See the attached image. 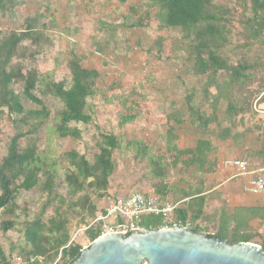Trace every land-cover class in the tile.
I'll list each match as a JSON object with an SVG mask.
<instances>
[{
    "label": "rangeland",
    "instance_id": "374dc122",
    "mask_svg": "<svg viewBox=\"0 0 264 264\" xmlns=\"http://www.w3.org/2000/svg\"><path fill=\"white\" fill-rule=\"evenodd\" d=\"M19 1L27 2L30 9L26 11L25 7L17 8L5 16L0 13V34L22 29L26 20L33 18L32 13L38 10L43 11L47 2V0ZM216 2L233 8V35L230 37L231 44L227 51L231 64L237 63L243 57L248 60L252 58L258 68L255 71V77L245 84L242 94L238 97L237 102H241L245 110L232 119L226 115V101L215 104V102L217 103L215 100L217 89L227 82V76L223 73L219 74L212 80L210 89L206 91L205 84H209V80L194 75L190 69V50L188 49L190 43L180 31L160 28L159 20L151 22L150 13L153 12L155 15L157 12L158 14L159 9L153 7L149 0H130V4H139V7H142L140 11L136 12L135 18L129 22L133 25L137 24L136 30H128L127 33L118 34L113 25L107 23L109 20L103 21L101 16L81 18L85 25L86 37H90L84 43L85 50L76 49L77 53L84 58L83 66L90 68L89 58L95 56L93 52L97 49L102 50V58H95L94 63L101 74L98 79V92L88 101L93 121L89 125L72 124V126H78L82 132V137L78 140L58 139L54 135L43 133L39 143L41 150H44L48 143L47 150L51 151L53 156L60 161L59 178L56 181L58 195L64 197L67 203L71 204L81 202L80 200L89 197L91 203L97 208L94 218L87 216V212L83 211L82 207L68 210L66 219H68L71 240L79 230L93 222L100 210H103L116 198L129 196L135 191L155 196L160 181L153 175L152 158L162 160L165 175L161 183L166 189L167 187L172 188H169V190L171 189L170 197L177 201L185 197L179 194V184L184 186L191 180L197 179L192 173V165L183 162L190 155L183 156L181 161L175 165L170 155L172 152L168 148L167 139L168 132L173 130L174 135L177 136L178 147L181 142L183 145L192 146L199 136L207 135L206 129L193 127V124L201 126L203 124L198 121L197 115H192L189 112L190 102L205 119H212L210 124H258L264 122L262 114L255 111L257 100L264 91V45L256 44L254 47H249L241 35L243 32L242 22L247 16H250L249 0L247 7L243 6L241 0H216ZM61 3V1H57L56 4L62 5ZM127 6L129 8V5ZM125 11L128 10L123 4L119 9V14L122 15ZM55 19L57 20L56 17ZM58 19L60 22L53 25L52 18H48L44 14L39 15L40 22L38 24L42 31L44 30L48 35L52 46L41 48L42 51L37 57L19 60V63L24 73L35 69L46 81L70 83L71 73L66 65V58L69 59L67 56L70 52L69 45L64 40L60 43V49L57 50L53 41L57 40V38L54 39V34L58 30L57 26L64 25L66 27V24L72 21L67 17L66 20ZM139 23L142 25L138 26ZM94 29L96 30L94 31ZM91 38L93 39L91 40ZM127 39L131 41L132 46L126 43ZM159 39L164 40L166 48L162 52L157 45ZM90 42L95 44L94 49L89 45ZM133 43H135L134 46ZM28 44L25 45L32 51L40 50ZM133 56L135 57L133 58ZM17 63L16 61L15 64ZM90 69L95 68L91 67ZM14 89L22 96L21 84H16ZM37 96L44 101L51 113L50 124L55 125V117L64 108L61 101L51 95L43 96L37 93ZM22 100L27 109H40L36 104L26 100L24 96H22ZM6 114L7 111H5L4 119L0 122V163L7 155L11 138L16 134L14 117L9 118L10 116ZM124 116H135V120L128 124H121ZM109 134L117 137L120 148L113 155L116 168L110 178L108 189L99 193L86 185L84 192L74 197L70 196L69 188L65 183V175L72 167L64 155L77 151L93 164L100 154V143L103 141V136ZM29 143L30 140L26 139L22 146L26 148ZM142 149H145L149 155H141ZM171 171H174L177 180L172 185H165ZM44 201L45 197L43 198L39 187L30 192L22 191L15 215L0 213V248L4 251L9 264H27L26 252L30 247L25 237L26 225L40 213ZM188 205L190 206L191 203ZM77 211H82L83 214L80 215ZM53 215L54 210L51 208L48 210L46 219ZM83 219H85V223L82 222ZM149 219H152L154 224L163 222L161 218L150 217L147 218V221ZM6 221L15 223L14 228L8 233L2 229V224ZM203 232L209 235L214 234L210 231ZM82 234L83 236L77 238L75 245L82 247L87 244L86 239L89 236L86 232ZM66 262L67 260L62 259L60 254L56 261L49 264H66Z\"/></svg>",
    "mask_w": 264,
    "mask_h": 264
},
{
    "label": "trees",
    "instance_id": "16d2710c",
    "mask_svg": "<svg viewBox=\"0 0 264 264\" xmlns=\"http://www.w3.org/2000/svg\"><path fill=\"white\" fill-rule=\"evenodd\" d=\"M149 1L153 7L164 12V28L180 31L190 43L188 48L190 69L194 75L209 80V84H205L206 91L210 89L212 80L219 74L223 73L227 76V82L217 89L215 104L221 101L227 102L226 115L229 119L242 114L245 108L241 102V104L237 102L238 97L242 94L245 84L255 77L258 68L252 58L248 60L243 57L237 63L231 64L227 56L228 46L231 44L230 37L233 35L232 6L218 4L216 0ZM241 3L247 7L248 0H241ZM249 5L250 16L242 22L241 35L249 47H254L256 44L264 45V0H249ZM16 7V0H0V13L3 16L12 13ZM39 22V17L30 19L19 31L0 34V122L7 111L9 118L14 117L16 123L14 124L16 134L11 138L7 155L0 163V213L15 215L21 192H30L39 187L45 201L40 213L26 225L25 237L30 247L26 252V262L49 264L56 261L61 254L62 259L67 260L66 264H74L80 258L83 248L72 243L68 219H66L67 212L82 207L83 211L87 212V216L94 218L97 208L89 197L71 204L58 195L56 181L59 178L60 161L47 150L48 143L44 150H41L39 143L43 133L54 135L58 139L78 140L82 137L79 127L72 124L92 123L93 116L89 112L91 109L88 101L97 95L98 79L101 74L98 70L85 68L82 63L84 58L74 50L68 53L69 59L66 58V65L71 73L70 83L46 81L35 69L24 73L19 60L35 58L42 51L41 48L52 46ZM141 25L142 23L138 24ZM135 26L137 27V24ZM27 43L40 50L32 51L26 46ZM158 46L160 52L166 50L163 39H159ZM16 84H21L22 96L40 109L30 110L25 107L21 94L16 93L14 89ZM37 93L43 96L51 95L61 101L64 108L55 117V125L50 124L51 113ZM190 103L189 111L192 115H197L198 121L202 124H210L212 119H205ZM134 120L135 116H124L121 124H128ZM26 139H29L30 143L24 148L22 144ZM175 139L173 130H170L167 144L176 165L182 156L191 155L192 152L179 150L175 145ZM119 148L117 137L109 134L103 136L100 154L93 164L77 151L65 154V159L69 160V165L73 168V170L68 169L65 175L69 195L74 197L84 192L86 185L99 193L107 190L116 168L113 155ZM140 154L149 155L145 149H142ZM161 162L162 160L158 158L151 159L154 167L153 175L160 181V186L155 192L159 196H165L167 189L161 183L165 170ZM51 208L54 210V215L46 219ZM77 212L83 214L82 211ZM193 215V208L183 206L177 210L176 219L184 223L187 221L194 223L193 229L202 233L205 230L195 225L203 216L202 211L196 212L194 217ZM82 222L85 223V219ZM141 224L147 230H158L163 222L154 224L152 219L147 221L145 218ZM14 225L13 221H6L3 222L2 229L8 233ZM86 233L94 242L101 235L100 226H94ZM210 236L228 240L223 234ZM229 241L233 244L249 242L236 238ZM0 264H9L1 248Z\"/></svg>",
    "mask_w": 264,
    "mask_h": 264
},
{
    "label": "crops",
    "instance_id": "0c3cea01",
    "mask_svg": "<svg viewBox=\"0 0 264 264\" xmlns=\"http://www.w3.org/2000/svg\"><path fill=\"white\" fill-rule=\"evenodd\" d=\"M57 1H61L62 5H57ZM16 2V9L21 7H25L26 11L30 9L27 2L19 0ZM123 4L128 11L120 15L119 9ZM44 7L43 11L38 10L32 13L33 18L31 19L44 14L48 18H52L54 25L59 21L58 18L64 20L66 17L67 19L71 18L72 22H68L66 27L64 25L57 26V33L54 34V39L57 38V40L53 41V45L56 44V48L59 50L60 43L66 40L70 51L77 52L76 49L85 50L84 43L90 39V37H86L85 25L81 18L101 16L103 21L109 20L107 23L112 24L118 34H122L127 33L128 30H136V26L129 22L135 18L136 12L140 11L142 6L130 4V0H47ZM150 15L151 22L159 20V27L165 29L163 26L164 12L159 10L158 14L156 12L153 15L152 12ZM50 32L52 35V29ZM126 43L132 46L129 39L126 40ZM158 43L159 40L157 45ZM89 45L94 49L95 44L90 42ZM63 47L65 46L63 45ZM99 51L102 50L97 49L93 52L95 56L88 60L91 63L90 68L94 67L95 70H99L94 64L95 58H102ZM257 101V107L264 111V92ZM262 118L264 120L263 115ZM193 127L206 129L207 135L199 136L192 146L183 145L181 142L178 147L176 139L175 145L181 151L185 149L183 151L192 152L183 162L192 165V173L197 179L191 180L184 186L179 184V194L185 196L182 200L177 201L170 197L171 187H167L165 196H159L156 193L155 196L161 200L169 199L178 202L179 207L193 208V217L196 212L201 210L203 216L195 225L214 233L213 235L223 234L228 240L236 238L241 241H249V243L259 245L264 249V192L252 194L246 190V186L253 176L238 177L233 169L221 170L219 168L225 160L247 161L252 171L264 168V122L258 124H203V126L193 124ZM172 160L175 161L173 154ZM262 176L264 177V172ZM169 188L171 189L169 190ZM147 195L153 196L149 193Z\"/></svg>",
    "mask_w": 264,
    "mask_h": 264
},
{
    "label": "water",
    "instance_id": "95a60500",
    "mask_svg": "<svg viewBox=\"0 0 264 264\" xmlns=\"http://www.w3.org/2000/svg\"><path fill=\"white\" fill-rule=\"evenodd\" d=\"M74 264H264V249L190 228L142 229L100 236Z\"/></svg>",
    "mask_w": 264,
    "mask_h": 264
},
{
    "label": "built area",
    "instance_id": "2783aa9c",
    "mask_svg": "<svg viewBox=\"0 0 264 264\" xmlns=\"http://www.w3.org/2000/svg\"><path fill=\"white\" fill-rule=\"evenodd\" d=\"M255 111L264 116V111L258 107ZM221 170L233 169L238 177H250L246 190L252 194H261L264 192V177L262 173L264 168L258 171H252L250 165L244 160H225L219 167ZM177 177L174 171L168 175L165 185L175 183ZM180 204L169 199L161 200L156 196H149L143 192L135 191L126 197H118L112 201L103 210L96 214V218L88 226L79 230L77 235L72 239L75 243L82 233L86 232L94 226H100L101 235L125 234L131 231H140L145 229L141 224L145 218H161L163 225L159 229H178V228H194V224L190 221L186 223L176 219V212ZM71 243V244H72ZM86 245L82 246V250L88 248L93 242L86 239Z\"/></svg>",
    "mask_w": 264,
    "mask_h": 264
}]
</instances>
